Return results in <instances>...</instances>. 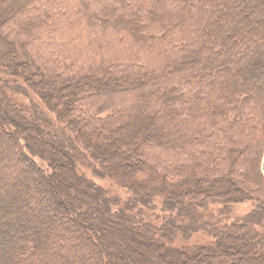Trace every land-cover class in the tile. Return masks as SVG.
Listing matches in <instances>:
<instances>
[{
	"label": "trees",
	"instance_id": "obj_1",
	"mask_svg": "<svg viewBox=\"0 0 264 264\" xmlns=\"http://www.w3.org/2000/svg\"><path fill=\"white\" fill-rule=\"evenodd\" d=\"M0 264H264V0H0Z\"/></svg>",
	"mask_w": 264,
	"mask_h": 264
},
{
	"label": "rangeland",
	"instance_id": "obj_2",
	"mask_svg": "<svg viewBox=\"0 0 264 264\" xmlns=\"http://www.w3.org/2000/svg\"><path fill=\"white\" fill-rule=\"evenodd\" d=\"M151 32L156 34L158 32L157 28H151ZM96 182H98L100 185L104 186L105 188L112 190V192L117 196L125 198V196L127 195L124 190L111 186L110 182L106 179H96ZM249 208L250 206L248 203L237 204L234 207H232L234 213L233 216L235 215L238 217L242 216L249 210ZM210 243H212V239L201 234H195L185 241H182L180 237L176 240V244H180V245L183 244L203 245Z\"/></svg>",
	"mask_w": 264,
	"mask_h": 264
}]
</instances>
